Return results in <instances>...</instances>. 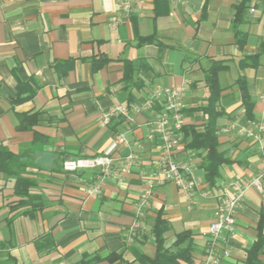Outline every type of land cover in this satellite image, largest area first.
Segmentation results:
<instances>
[{"label": "crops", "instance_id": "0c3cea01", "mask_svg": "<svg viewBox=\"0 0 264 264\" xmlns=\"http://www.w3.org/2000/svg\"><path fill=\"white\" fill-rule=\"evenodd\" d=\"M244 1L247 10L238 29L244 44L239 49L232 24L235 7ZM117 2L0 0V147L23 164L39 205L31 215L13 212L8 203L15 198L14 178L0 174V264H76L83 256L110 254L118 259L96 264H142V258L156 254L152 227L158 213L168 223L165 248L177 234L191 235V261L177 264H199L218 206L205 192L222 182L251 177L263 167L258 148L264 147V135L257 143L237 136L235 130L254 128L264 119V54L256 68H239L240 60L261 53L264 0H166L157 17L154 0H143L140 10L113 28ZM152 35L158 44L137 46L138 40ZM94 56L109 59L97 72L91 69ZM212 61L226 66L217 77L221 92L215 128L218 151L228 163L221 166L216 184L209 186L202 154L187 149L182 139L175 160L192 155V179L198 182L192 201L172 183L157 186L144 216L136 218L134 204L144 191V178L156 171L161 158L159 145L146 140L149 115H137L133 123L114 117L106 125L99 117L156 87L188 83L184 125L200 126L205 116L195 109L206 104L203 79ZM127 65L132 78L125 82ZM15 75L35 89L31 99L14 103ZM239 76L246 81L251 119L235 85ZM26 114H37L34 131L17 130ZM34 132L40 136L37 145ZM119 135L125 136L140 164L118 182L101 180V195L92 198L86 190L99 181L98 172L65 173L62 162L97 156ZM127 153L122 146L115 151L114 171L120 170ZM263 216L264 193L247 190L232 231L224 234L229 256L220 264H245ZM259 259L264 264V248Z\"/></svg>", "mask_w": 264, "mask_h": 264}, {"label": "built area", "instance_id": "2783aa9c", "mask_svg": "<svg viewBox=\"0 0 264 264\" xmlns=\"http://www.w3.org/2000/svg\"><path fill=\"white\" fill-rule=\"evenodd\" d=\"M143 0H118L116 4L117 19L112 23L116 28L126 20L133 12L140 10ZM250 13L254 10L250 9ZM188 90V83L181 86L156 87L144 93L139 99L127 105H119L103 112L99 122L108 124L114 117H122L126 121L134 122L137 115L146 113L148 134L146 140L157 143L161 151V158L156 171L150 173L144 179V191L134 204L136 218H142L149 208L153 190L157 186L167 183L174 184L182 193L183 197L191 202L198 182L192 179L194 164L189 153L185 161L175 160V150L182 142V127L184 125L182 111L183 99ZM264 100V95L262 97ZM254 128H237V136L251 139L260 143L264 135V119L253 124ZM232 129V128H230ZM128 149V153L120 161V170L114 171L113 154L120 147ZM259 152L262 155L263 167L255 175L248 178H238L215 185L212 190H207L205 195L214 196L218 202L213 221L207 231L208 240L204 249L203 257L199 264H220L229 256L228 240L225 233L232 231L235 225V215L241 205L247 190H253L259 194L264 193V147L259 144ZM139 157L131 150L125 136L119 135L99 155L92 157H78L66 159L61 168L65 173H77L80 171L98 172V182L86 190L88 196L95 198L101 195L100 182L104 178L120 181L131 169L139 166Z\"/></svg>", "mask_w": 264, "mask_h": 264}, {"label": "trees", "instance_id": "16d2710c", "mask_svg": "<svg viewBox=\"0 0 264 264\" xmlns=\"http://www.w3.org/2000/svg\"><path fill=\"white\" fill-rule=\"evenodd\" d=\"M155 4V16L158 15V9L164 7L166 0H154ZM247 10L246 1L235 7V15L232 24V29L236 38V45L240 49L244 44V38L240 35L239 26L243 23V16ZM157 43L155 35L138 40L137 46L146 44ZM261 53L254 56L245 57L239 62V68H256L259 65V57L264 54V40L260 44ZM109 62V59L99 56L92 57L90 60L92 72H97ZM129 67V68H128ZM226 66L222 61H212L211 66L204 73V85L207 90V95L203 107L196 108L195 110L201 111L205 116V122L200 126L195 125H183L182 136L183 141L186 143V148L199 152L202 154L201 168L205 174V181L209 186H214L219 178V170L222 165L227 164L228 160L224 158V155L218 151V141L215 128V120L220 115L216 111V105L219 99L221 88L218 84V74L223 71ZM16 76V75H15ZM132 76V68L127 65V69L124 72L123 80L130 81ZM17 79V93L14 103H19L24 99H31L35 93V89L29 88L28 84L23 83L18 76ZM235 85L241 92L242 103L245 107V115L248 119L252 118V103L250 102L247 90L246 81L243 76H239L235 82ZM21 95H24L21 99ZM183 112V111H182ZM37 124V114L23 115L22 120L17 126L19 131H34ZM34 132V144L39 143L40 136ZM0 174L6 177L14 178L13 182V194L14 200L8 203L10 209L14 211H22V214L31 215L32 212L39 207L34 201L38 197L32 195L31 189L33 182L26 177L25 167L17 159V157L11 153L8 149L0 147ZM263 220L259 222L257 226L258 235L256 241L246 251L245 264H261L259 257L261 256L264 248V236L262 234L264 228V216ZM168 230V223L161 218V213L157 214L152 227V235L154 237L156 245V254L152 259L142 258V264H177L178 260L184 262H190V253L193 250L191 235L189 232H182L175 236V240L170 248L164 247V234ZM184 245V246H183ZM183 246V247H182ZM118 259V255L110 254L106 257L83 256L76 264H96L101 261L107 260L112 262Z\"/></svg>", "mask_w": 264, "mask_h": 264}]
</instances>
